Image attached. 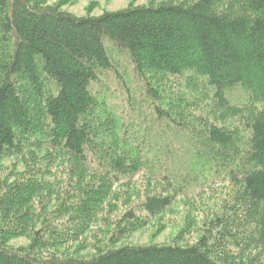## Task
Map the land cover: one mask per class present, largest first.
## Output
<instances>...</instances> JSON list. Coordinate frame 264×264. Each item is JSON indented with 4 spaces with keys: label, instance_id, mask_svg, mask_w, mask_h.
I'll return each mask as SVG.
<instances>
[{
    "label": "trees",
    "instance_id": "trees-1",
    "mask_svg": "<svg viewBox=\"0 0 264 264\" xmlns=\"http://www.w3.org/2000/svg\"><path fill=\"white\" fill-rule=\"evenodd\" d=\"M69 1L0 0V264H264V0L84 16ZM139 174L150 192L114 219L110 242L219 176L234 189L192 244L58 255L109 222L113 189Z\"/></svg>",
    "mask_w": 264,
    "mask_h": 264
},
{
    "label": "rangeland",
    "instance_id": "rangeland-1",
    "mask_svg": "<svg viewBox=\"0 0 264 264\" xmlns=\"http://www.w3.org/2000/svg\"><path fill=\"white\" fill-rule=\"evenodd\" d=\"M154 1L158 3L171 0H70L62 8L77 16L100 15L106 11H117L132 5H148ZM53 2L56 3L57 1ZM124 61L123 67L126 68L127 62ZM120 69H122V66L119 65L116 70L120 72ZM128 73L130 77L134 78L132 71L128 70ZM110 75L106 78L107 89L110 90H107L106 94L110 95L111 102L120 106L121 113L127 116L130 112V105L126 99V85L123 86L120 81L114 80L113 74ZM134 81L138 85L140 84L138 80L134 79ZM129 85L130 91L137 95V92H135L137 88L134 89L133 84L129 83ZM138 85L137 87H139ZM242 94L238 88H235L232 90L230 97L236 100L238 97H242ZM200 112L199 110L198 113ZM5 163L11 165L12 159H6ZM146 188V183L140 174L130 181L119 183L112 191L114 195L112 196L115 198L114 202H116L113 203L116 211L111 210V213H108L105 210L107 219H110L107 222L108 224L104 221L94 223L81 240L71 241L64 245L58 250V255L90 258L102 251L122 245L168 244L172 242L183 245L192 244L198 240L199 235L203 232L205 222L213 218L223 208L227 210L234 186L223 176H219L218 179L208 181L197 188L196 193L184 195L171 208L150 218L147 224L142 227L131 230L127 236L117 243L110 242L115 229L114 219L120 216L123 210L136 206L137 203L143 200L147 192H150ZM28 244L29 239L25 237L13 239L10 242V245L15 248L25 247ZM262 259H264V255Z\"/></svg>",
    "mask_w": 264,
    "mask_h": 264
}]
</instances>
